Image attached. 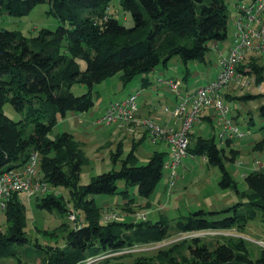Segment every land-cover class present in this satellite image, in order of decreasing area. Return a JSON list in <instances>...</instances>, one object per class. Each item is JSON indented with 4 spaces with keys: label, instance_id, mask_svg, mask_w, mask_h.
Instances as JSON below:
<instances>
[{
    "label": "trees",
    "instance_id": "obj_1",
    "mask_svg": "<svg viewBox=\"0 0 264 264\" xmlns=\"http://www.w3.org/2000/svg\"><path fill=\"white\" fill-rule=\"evenodd\" d=\"M111 1L0 0V16L22 19L36 6L47 4V13L58 23L55 31L41 30L31 39L0 28V174L23 168L35 155L39 180L52 191L33 201L38 208L58 213L66 220L55 231L43 233L50 238L58 237L45 247L36 242L35 250H31L33 256L42 264H84L87 260L94 261L98 253L110 255L158 244L173 234L241 231L255 220L264 227V169L246 174L245 188L240 190L227 169V164H234L239 155L231 146L232 140L220 147L213 137L191 135L188 147L190 156H201L208 165L219 169V188L236 196L235 204L220 211L198 210L174 223L163 213L154 217V221L138 223L125 218L105 219L103 213L116 212V208L126 214L134 213L133 206L151 209V197L163 176L166 154L155 151L145 165H138L135 150L148 137L147 133L132 139V148L123 160H119L123 142H117L111 160L114 164L120 161L118 169L93 176L86 185L79 183L81 168L89 164V159L83 144L72 134L50 135L59 117L92 109L98 96L92 87L107 78L118 75L123 87L140 78L141 87H148L149 74L157 67L165 68L173 58L181 61L182 80L187 81L191 77L187 64L205 63L212 44L227 40L229 3L238 5L242 0H118L123 12L130 14L133 22L130 28L108 12ZM250 67L248 75L254 74L256 81L262 82L263 69ZM238 69L242 72L245 66ZM75 84L86 85L88 92L75 96L71 91ZM258 97L264 95L236 99ZM5 103L19 114V120L4 114ZM257 115L264 121V103L257 108ZM263 145L264 140L257 143L255 150ZM119 181L125 184L121 190L117 186ZM133 187L137 188V198L130 193ZM61 189L67 191V196L55 193ZM19 195L12 194L4 208L0 259L11 258L24 264L15 248L30 245L25 206ZM97 196H116L124 204L106 209L103 203H97ZM72 213L77 215L74 222L68 220ZM208 214L224 218L209 221ZM87 250L93 251L88 255ZM132 255L110 256L95 262L264 264V251L260 258L251 260L245 241L231 237L215 245L201 238L181 239L159 248L154 255H141L130 263L123 261Z\"/></svg>",
    "mask_w": 264,
    "mask_h": 264
},
{
    "label": "rangeland",
    "instance_id": "obj_2",
    "mask_svg": "<svg viewBox=\"0 0 264 264\" xmlns=\"http://www.w3.org/2000/svg\"><path fill=\"white\" fill-rule=\"evenodd\" d=\"M250 0H242L239 4H248ZM233 1L229 3V15L230 18L228 20V38L225 42L218 43L219 51H222L225 48L230 47L235 40V31L233 34V30L235 29L236 21L239 19V14L237 12V17L234 22V29H233V12L230 9ZM231 4V5H230ZM48 5L42 4L38 5L33 8L30 13L23 17L22 19H15L11 18L7 15L0 16V28L7 29L10 31L18 32L22 36L31 39L37 37L41 30H49L55 31L57 28V20L50 14L47 13ZM108 12L114 16L121 25L130 28L133 26L132 19L129 13L123 12L121 9L120 3L118 0H113L110 2L108 6ZM262 20H264V14L262 15ZM230 49L226 54H221V56H227L229 54ZM213 53H217V50L212 49L211 52L206 57L205 63H197V62H189L187 64L188 69L190 72L198 73V76L193 77L191 76L187 81L186 85L190 88L189 90H195L204 85V83L208 82L207 80H212L215 75L217 74V57L213 59ZM259 57V63L264 67V58L263 56H259L256 54H249V57ZM246 62L244 61L243 64ZM242 64V65H243ZM82 69L85 68V63H81ZM184 66L182 65L181 61L178 58H173L167 66L164 68L162 66L157 67L154 71H152L148 78L150 79V83L148 87L142 88L140 84V78H136L127 86L123 87L122 84L118 80V75L114 77H110L105 79L99 84H95L92 87L93 92H97L98 96L95 97V105L92 109L88 112L83 113L86 117V121L88 122L87 128L91 131L86 137L79 136V133L82 130V126L77 125V122L73 121V119L69 118V113L66 114L65 117H59L58 123L56 127L52 130L51 136L54 137L56 134H60L63 132H68L73 134L74 137L83 144L85 154L89 159V164L81 168L80 176H79V183L82 185H86L89 183L91 177L100 175L102 173L108 172L111 169H118L120 167V161L117 164H114L111 160V153L115 151V147L118 141L122 140L123 142V153L119 157V160L125 159L127 154L132 148V139L133 136L135 140L138 139V135L142 133H148L146 128H144L142 122L145 120L152 121L157 126H167V127H175V123L177 120L172 119L167 113H165L170 119L168 122H162L158 118H152L147 116H142L139 109L138 113L135 116V122L129 124L128 130L124 128H112L108 129L109 133L105 131L104 126L97 124L96 120H99V116L102 113V109L105 108L110 102L119 101L126 99L129 95L136 93L139 91L141 96H139L137 103L138 106L146 103L147 106H151L154 103L155 98H170V91L169 89L159 83L160 80L172 78L178 81H183V73ZM264 76V68L263 74ZM248 80L250 85L248 88L241 87V86H231L230 88L226 89L223 93L226 105L229 108V116H234V124L238 126L240 131L247 134L249 131V136H251L254 140H259L264 137V129H261L259 124L261 123V118L255 113L257 108L264 103L263 97H258L255 99H227L226 96L229 94H235L238 98H243L247 95H264V81L257 82L256 77L248 76ZM207 84V83H206ZM155 87L158 88V93L155 92ZM89 88L86 85H79L75 84L71 88L72 93L75 96H81L87 93ZM228 97V96H227ZM99 108L100 111H96V108ZM164 111V110H163ZM4 114L12 120H19L20 116L16 113L13 108L10 106L9 103H5L3 106ZM238 112V115L236 116ZM248 112L253 114H248ZM94 113V114H93ZM77 116H82V113H76ZM207 114L200 116L199 119L194 122L190 127V136L192 135V131L194 130V125L202 120ZM252 117V121L251 120ZM210 121L215 125L216 120L209 117ZM250 123V126H246V122ZM85 122L84 124H86ZM79 123V122H78ZM86 126V125H84ZM215 128V127H214ZM113 131V132H112ZM213 132L210 127H207L204 135L214 134V141L215 143L221 147L219 138L217 136V129ZM248 136V135H247ZM212 138V136L210 137ZM243 139H235L234 145L236 148L239 146V143ZM239 141V142H238ZM169 145L165 142H160L157 145H153L150 139L147 137L144 139L140 145L135 150V155L138 159V165H145L149 158V155L153 153V151H161L165 153V163L169 161ZM245 153V151H243ZM196 168L189 169L191 171L190 174L185 173L182 171L181 167L177 170L178 179L176 180L175 187L171 190L169 194H164V186L167 183V178L169 171H163V176L158 183L154 195L151 197V203L153 209L144 210L141 209L140 206H133L132 210L134 211L133 214H126L116 208V212L108 211L104 212L106 220L112 219H119L122 220L127 215L133 218V221L138 223L140 221H145L147 218L149 220H155L159 213L165 214L173 223L181 218L190 215L198 210H203L205 212L210 211H220L227 207L232 206L237 202V198L233 193L223 192L219 188V178L220 173L219 169L215 166L208 165L206 162L203 161V157L196 156L194 157ZM264 165V163H263ZM228 171L232 170V164H227ZM185 175V178L182 179V175ZM35 178L38 179V168L36 166L35 170ZM181 180V181H180ZM238 182V187L240 190L245 188V183L243 179L238 178L236 179ZM118 189L121 190L124 188L125 184L123 181H119L117 183ZM130 193L134 194L137 198V188L133 187L130 188ZM175 190L176 197L171 198L170 202H172L171 208L169 211L164 212L163 210L158 209V202L161 203H168L169 197L172 196ZM52 191V190H51ZM50 190L48 192H51ZM57 195H64L67 196V191L55 190ZM19 198L25 206L26 218H27V227L26 233L27 237L30 240V245L24 247H15L18 251V255L21 258L22 263L24 264H42L40 260H36V257L33 256V252L31 250H35L36 242L43 245L44 247L50 245L51 242L58 237L50 238L43 233L46 232H53L54 229L59 227L60 224L65 220L62 218L58 213H49L43 209L38 208L33 201L34 198H26L24 195L20 194ZM116 196H97L96 201L97 203L101 204L103 201L113 202ZM143 205V204H142ZM6 207V206H5ZM110 207V206H109ZM109 207H104L108 209ZM162 209L164 207L161 206ZM159 210V211H158ZM150 212V213H149ZM69 216H74V221L76 220V214L72 213ZM68 216V217H69ZM141 218V219H139ZM224 218V215H210L206 216V219L209 221L221 220ZM136 219V220H134ZM69 220V219H68ZM82 219L79 221L81 222ZM66 221V220H65ZM70 221V220H69ZM72 221V220H71ZM72 221V222H74ZM79 222V223H80ZM5 225V214L4 208L0 207V226ZM241 238L245 241L246 250L248 253V257L251 260H256L260 258L262 251H264V246H262L259 242L264 243V227L259 220H255L253 222L248 223L244 230L238 231L236 229L231 230H224V231H210V232H200L194 234H173L172 237L169 239L158 243V244H151V245H144L138 246L132 250H124L122 252H117L115 254H105L101 255L98 253L96 256L97 258L94 261L87 260L84 264H97L96 260H102L106 257L110 256H117L121 254H133L129 258H125L123 261L125 263L132 262L133 259L144 255L150 256L154 255L159 248L168 246L169 244L179 241L181 239H192V238H201L205 242H210L212 244L221 243L223 238ZM258 242V243H257ZM93 250H87L86 254H91ZM0 264H17L14 259L11 258H2L0 259Z\"/></svg>",
    "mask_w": 264,
    "mask_h": 264
},
{
    "label": "built area",
    "instance_id": "obj_3",
    "mask_svg": "<svg viewBox=\"0 0 264 264\" xmlns=\"http://www.w3.org/2000/svg\"><path fill=\"white\" fill-rule=\"evenodd\" d=\"M236 9L239 19L235 25V40L227 56L217 60V74L207 84L195 90H183L181 81L165 80L164 85L175 96L176 104L172 109L164 108L172 119L177 120L175 127H159L149 120L142 122L147 130L151 143L156 145L165 142L169 145V161L164 163V169L169 171L166 194H169L178 179L177 170L185 158L193 157L188 154L190 145V127L204 114L216 120L215 129L221 146L227 140L241 139L245 135L234 124L229 116V108L224 99V91L231 86L248 88V75L238 68L248 59L249 54L264 57V0H250L248 4H238ZM139 91L126 99L113 101L108 104L102 116L97 120L107 128H124L135 122L138 113ZM194 158V157H193ZM206 161L205 158H203ZM37 166L36 156H32L23 168L0 174V207L5 208L12 194H22L27 199L36 198L49 191L48 186L35 178ZM114 218V217H112ZM74 221V216H69ZM141 219V218H139ZM116 220H119L116 218ZM258 243V242H257ZM262 246L264 243L259 242Z\"/></svg>",
    "mask_w": 264,
    "mask_h": 264
},
{
    "label": "crops",
    "instance_id": "obj_4",
    "mask_svg": "<svg viewBox=\"0 0 264 264\" xmlns=\"http://www.w3.org/2000/svg\"><path fill=\"white\" fill-rule=\"evenodd\" d=\"M231 5V4H230ZM235 3H232L231 5V10L233 12V29H234V22H235V19L237 17V12H236V9H235ZM234 31L235 29L233 30V34H234ZM233 46V44L228 47V48H225L223 49L222 51H219L220 49L218 48V44H212V49H215L217 50V53H213V59H215L221 55V54H226L228 52L229 49H231ZM264 59V58H262ZM216 61V59H215ZM251 65H255L257 66L258 68L260 69H263L264 67L259 63V57L257 56H254V57H249L247 60H246V63L243 64V66H245V69H243V71L245 72L246 75H248V72L250 70H252V68L249 66ZM251 72V71H250ZM262 74H263V71H262ZM191 76L193 77H196L198 76V73H191ZM216 76V75H215ZM249 77L250 76H254L256 77L254 74H251V75H248ZM264 77V76H263ZM215 78V77H214ZM213 78V79H214ZM169 79H172V78H168V79H164V80H160L159 83H162L164 85V81L165 80H169ZM212 79V80H213ZM174 80V79H173ZM176 80V79H175ZM208 82L211 81L210 80H207ZM264 81V79H263ZM182 82V85H183V90H189L190 88L186 85V83H184L185 81H181ZM206 82V83H208ZM204 83V85L206 84ZM155 92L156 94L158 93V88L155 87ZM170 98H155L154 100V103L151 104V106H147L146 103L140 105L139 107V111L141 113L142 116H147V117H152V118H158L160 121L162 122H168V120L170 119L165 113H164V108H169V109H172L174 107V105L176 104V99H175V96L170 92ZM235 94H229L228 93V97L226 96V100L228 99H233V98H236V96H233ZM141 96V95H140ZM139 98V97H138ZM238 98V97H237ZM264 100V99H263ZM108 106V105H107ZM102 109V113L101 115L99 116V118L102 116V114L104 113L106 107ZM96 111H100V109L97 107L95 109V112ZM255 113L257 114V110L255 111ZM94 114V113H93ZM248 114H251V116L253 117V114L248 112ZM238 115V112L236 114V116ZM251 117V119H252ZM69 118L70 119H73V121L77 122V125L79 126H82V130L81 132L79 133V136L81 137H86L89 132L92 130H90L89 128H87V125H88V122L86 121V117L83 115L82 113V116H77L76 113H69ZM232 119H234V116H231ZM98 120V119H97ZM96 120V121H97ZM253 120V119H252ZM262 120V119H261ZM234 121V120H233ZM79 122V123H78ZM85 122H87L86 124H84ZM235 122V121H234ZM86 125V126H84ZM246 126L249 127L250 126V123L247 121L246 122ZM260 128L261 129H264V121L262 120L261 123L259 124ZM207 127H210V129L215 132V128L213 127V124L212 122L210 121V118L209 116H205L204 118H202V120L198 123H196L194 125V130L192 131V135L193 136H203L205 138H210L211 136L214 137V134L213 135H209V134H206L204 135L205 131L207 130ZM105 131L107 133H109V131H107L108 129H112V128H104ZM113 132V131H112ZM73 135V134H72ZM248 135V136H247ZM74 136V135H73ZM140 135H138L139 137ZM135 137V136H133ZM75 138V137H74ZM76 139V138H75ZM131 139H134V138H131ZM243 140H241V142L239 143V146L236 148V146L234 145V141L235 139H231L232 140V143H231V146H233L234 150L239 152V155L238 157L236 158V161L234 164H232V170L230 171L231 175L233 176V178L236 180L238 178H241L244 180V176L252 171H256V170H261V169H264V145L263 147H260L258 150H255L256 148V145L257 143L261 142L262 140H264V137L259 139V140H254L251 136H249V131L247 132V134L241 138ZM77 140V139H76ZM239 142V141H238ZM154 145V144H153ZM157 151V150H155ZM153 151V152H155ZM243 151H245V153H243ZM161 152V151H159ZM150 156V155H149ZM204 161V160H203ZM206 162V161H204ZM207 163V162H206ZM196 163H195V159L193 157H188V158H185L183 161H182V165H181V169L182 171H185V173H188L190 174L191 171L189 169H193V168H196ZM180 168V167H179ZM178 168V169H179ZM182 175V179L183 180L185 178V174ZM180 180V181H181ZM167 182V181H166ZM167 184V183H166ZM166 184L164 186V190L166 188ZM165 194V192H164ZM225 194H227L225 192ZM176 197V194H175V190L172 194L171 197H169V202L168 203H161V202H158V209L159 210H163L164 212H167L169 211V209L171 208L170 206L172 205V202H170V199L171 198H175ZM124 203L120 200V198L116 197L113 202H108V201H103V206L104 207H113V208H116V207H119L122 206ZM143 204V203H142ZM164 207V209L161 208ZM151 209H153V206H152V203H151ZM154 210V209H153ZM158 210V211H159ZM150 213V212H149ZM125 219L127 221H131L133 222V218L130 217V215H127V217H125ZM148 219V218H147Z\"/></svg>",
    "mask_w": 264,
    "mask_h": 264
}]
</instances>
